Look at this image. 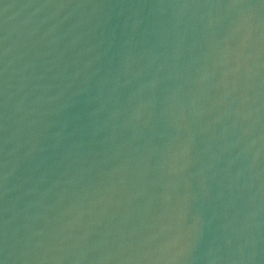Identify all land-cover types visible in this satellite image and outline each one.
<instances>
[{"label": "water", "instance_id": "water-1", "mask_svg": "<svg viewBox=\"0 0 264 264\" xmlns=\"http://www.w3.org/2000/svg\"><path fill=\"white\" fill-rule=\"evenodd\" d=\"M0 264H264V0H0Z\"/></svg>", "mask_w": 264, "mask_h": 264}]
</instances>
